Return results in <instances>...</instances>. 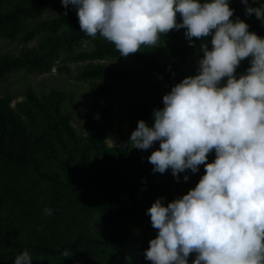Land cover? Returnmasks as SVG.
<instances>
[{
    "label": "trees",
    "instance_id": "obj_1",
    "mask_svg": "<svg viewBox=\"0 0 264 264\" xmlns=\"http://www.w3.org/2000/svg\"><path fill=\"white\" fill-rule=\"evenodd\" d=\"M49 1L0 0L1 38L28 42L43 34L36 47L22 46L15 54L0 55V78L18 68L47 71L59 53H65L67 59L83 62L77 76L89 82L95 95L106 92L99 81L124 80L126 72L99 62L124 57L114 44L99 34L90 37L81 32L77 14L42 18ZM258 1L264 5V0ZM229 6L234 10L230 19L243 20L249 32L264 38V22L254 13L247 15L241 0H229ZM248 6L255 7L249 0ZM177 22H182L179 14ZM185 31L161 34L159 46L141 45L140 51L127 56L141 69L158 74L166 93L198 74L201 43L212 47L211 36L192 38L190 46ZM83 41L90 48L76 50ZM250 59L242 60L235 74L246 73ZM164 95L153 106L147 101L128 105L133 131L140 120L149 126L154 109L164 107ZM64 98L55 88L39 97L30 87L13 105L0 96V264H14L25 250L32 264H152L144 253L158 232L147 210L157 198H163L166 206L195 188L205 174L204 165L196 173H180L179 181L171 169L154 173L148 157L159 149V142L147 150L132 148L123 138L108 145L107 126L96 122L93 113H85L87 132L78 133L61 110ZM109 104L102 103L104 115ZM214 159L213 150L207 162ZM46 208L53 211L51 216L45 214ZM133 235L139 243L131 254ZM64 251L69 256H62ZM194 259L190 254L188 264Z\"/></svg>",
    "mask_w": 264,
    "mask_h": 264
},
{
    "label": "clouds",
    "instance_id": "obj_2",
    "mask_svg": "<svg viewBox=\"0 0 264 264\" xmlns=\"http://www.w3.org/2000/svg\"><path fill=\"white\" fill-rule=\"evenodd\" d=\"M241 2L247 15L264 22V5ZM61 4L74 6L81 32L99 34L124 57L141 45L159 46L161 34L174 29L186 30L190 46L192 38L212 37L211 50L207 43L200 45L198 74L175 84L163 96L164 107L154 109V124L138 121L129 139L140 150L159 142L148 157L154 173L171 169L179 181L185 170L205 168L195 188L166 206L157 198L147 210L158 234L144 255L152 264H188L190 254H195L192 264H264V38L249 32L243 20L230 19L229 0ZM246 58L251 66L237 78L236 69ZM213 150L215 159L208 163ZM14 264H32V257L25 250Z\"/></svg>",
    "mask_w": 264,
    "mask_h": 264
},
{
    "label": "rangeland",
    "instance_id": "obj_3",
    "mask_svg": "<svg viewBox=\"0 0 264 264\" xmlns=\"http://www.w3.org/2000/svg\"><path fill=\"white\" fill-rule=\"evenodd\" d=\"M249 1L255 7L263 5L258 0ZM59 13L76 14V9L71 4L65 9L61 0H50L41 17L49 18ZM42 37L43 34H38L28 42L22 41L19 37L14 40L0 37V55L15 54L22 46L36 47L41 43ZM88 48H90V43L83 41L75 49ZM99 62L127 73L124 80L99 81L106 86V92L101 95H95L89 88V82L78 78L77 71L83 62L71 61L66 58L65 53H59L47 71H29L18 68L6 73L3 78H0V96L8 97L13 105L24 97L27 87L32 88L39 97L45 95L51 88H55L64 93L65 98L61 104V110L78 133L87 132L85 113H93L96 122L107 126L106 143L108 145L117 144L121 138L129 142L133 132L131 128L133 116L128 111V105L147 101L153 106L158 98L167 93L159 86V75L141 69L140 64L133 58L105 57ZM241 75L243 74H236L237 78ZM104 101L110 103L107 115H104L101 110ZM148 124L149 126L154 124L153 113L148 118ZM129 144L131 145L130 142ZM138 200L141 202L140 197ZM146 232L150 233L148 230ZM135 236L131 237V254L134 253L139 243L137 238H134ZM107 251L105 250V253Z\"/></svg>",
    "mask_w": 264,
    "mask_h": 264
}]
</instances>
